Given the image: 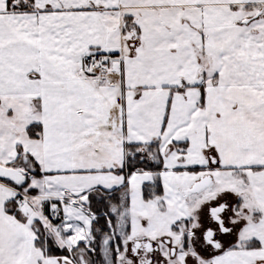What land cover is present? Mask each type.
Returning a JSON list of instances; mask_svg holds the SVG:
<instances>
[{
    "label": "snow or ice",
    "instance_id": "obj_1",
    "mask_svg": "<svg viewBox=\"0 0 264 264\" xmlns=\"http://www.w3.org/2000/svg\"><path fill=\"white\" fill-rule=\"evenodd\" d=\"M0 264H264V0H0Z\"/></svg>",
    "mask_w": 264,
    "mask_h": 264
}]
</instances>
